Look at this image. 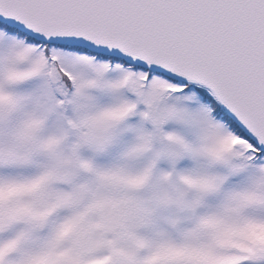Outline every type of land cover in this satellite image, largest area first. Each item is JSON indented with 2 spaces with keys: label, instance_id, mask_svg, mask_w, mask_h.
I'll return each mask as SVG.
<instances>
[{
  "label": "snow or ice",
  "instance_id": "6c2138e0",
  "mask_svg": "<svg viewBox=\"0 0 264 264\" xmlns=\"http://www.w3.org/2000/svg\"><path fill=\"white\" fill-rule=\"evenodd\" d=\"M0 264H264V0H0Z\"/></svg>",
  "mask_w": 264,
  "mask_h": 264
}]
</instances>
